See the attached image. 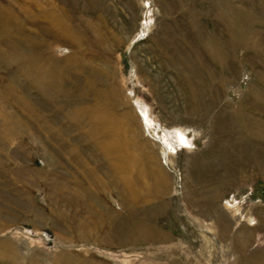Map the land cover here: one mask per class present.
<instances>
[{"label":"rangeland","instance_id":"1","mask_svg":"<svg viewBox=\"0 0 264 264\" xmlns=\"http://www.w3.org/2000/svg\"><path fill=\"white\" fill-rule=\"evenodd\" d=\"M0 264H264V0H0Z\"/></svg>","mask_w":264,"mask_h":264},{"label":"bare ground","instance_id":"2","mask_svg":"<svg viewBox=\"0 0 264 264\" xmlns=\"http://www.w3.org/2000/svg\"><path fill=\"white\" fill-rule=\"evenodd\" d=\"M146 111V110H145ZM142 112V111H141ZM147 112V111H146ZM143 114V113H142ZM147 114V113H146ZM145 112H144V116H146ZM149 117V115H148ZM146 119V118H145ZM147 121V120H146ZM176 140L179 142V144H183V145H187L188 144V140L179 132H176Z\"/></svg>","mask_w":264,"mask_h":264}]
</instances>
